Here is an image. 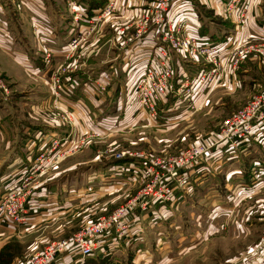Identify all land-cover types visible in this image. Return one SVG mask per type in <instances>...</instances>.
<instances>
[{
	"label": "rangeland",
	"instance_id": "obj_1",
	"mask_svg": "<svg viewBox=\"0 0 264 264\" xmlns=\"http://www.w3.org/2000/svg\"><path fill=\"white\" fill-rule=\"evenodd\" d=\"M60 1L50 0V6L54 15L67 20L62 30L55 33L52 29L51 45L45 40L48 45L43 44L33 33L24 36L25 44L35 49L31 52L38 74L23 72L24 87L16 88L14 80L1 71L5 65L0 61L3 85L0 117L7 118L4 122L10 127L7 129L4 124V139L30 140L37 145L39 142L40 147L30 149L33 155L42 150L48 155L54 153L53 157L64 153L57 163L37 174L36 183L40 190L54 185V191L60 193L59 199H69V196L72 203L67 212L40 223L23 236L4 240L1 237L0 264H29L46 248L61 242L70 241L74 247L73 237L92 224L106 222L120 208L126 211L123 220L130 224L119 231L116 240H132L129 238L134 236L137 239L134 235L137 229L142 230L144 239L128 242V247L120 250L121 254L110 256L109 264L114 261L120 264H241L243 259L263 251L264 191L233 196L228 203L230 193L226 189L235 182L224 183L220 169L213 170L215 165L210 169L216 177H210L207 183L203 181L202 186L195 185L191 171L196 166L205 167L204 158L195 160L192 167H176V158L182 152L194 147L197 141L202 144L213 137L232 111L242 109L254 97L264 94L262 90H249V93L248 84H244L245 90L240 94L226 95L195 107L190 102L192 83H183L176 90V73L172 68L174 76L162 95L164 100L161 98L156 105V122L150 116V109H141L145 81L140 78L130 83L118 66L128 40L141 39L149 28L166 33L152 23L154 9L126 19L123 15L126 3L120 0L101 1L95 16L89 14V2L83 9L78 0H70L67 5L66 2L59 4ZM77 11L83 12L85 18H78ZM146 15L149 20L145 23L143 16ZM66 25L71 29L62 33ZM235 48L243 55L236 64L235 57L229 56L232 73L239 71L246 58L264 63V42L237 43ZM198 57L208 69L192 82L200 83L204 77L205 81L200 84L208 85L215 76L208 79L209 60ZM5 62H9L6 57ZM98 66L102 67L100 74ZM111 66L114 67L111 69ZM222 70L224 66L220 63L217 76ZM180 97V106L186 100L190 104L183 109L177 125L175 122L165 130L167 124L178 118L168 110L176 107ZM7 109L13 112L12 117ZM47 129L53 137L47 135ZM52 139L58 143L55 149L49 147ZM13 145L10 151L18 148V144ZM29 146L23 147V155ZM116 166L120 177L123 173L132 174L133 166L141 168L137 169L140 175L126 185L130 178L112 177L111 169ZM92 187L97 192L79 202L76 197L85 195ZM146 189L150 190L149 195L144 194ZM166 189L168 193L162 195ZM221 207L224 210L214 211ZM117 225L120 224L111 229ZM70 248L54 259L68 253ZM97 254L96 251L94 255Z\"/></svg>",
	"mask_w": 264,
	"mask_h": 264
},
{
	"label": "crops",
	"instance_id": "obj_2",
	"mask_svg": "<svg viewBox=\"0 0 264 264\" xmlns=\"http://www.w3.org/2000/svg\"><path fill=\"white\" fill-rule=\"evenodd\" d=\"M78 1L83 9L85 8V3L87 4V2H90V0ZM101 1L103 0H91L94 4H100ZM112 1L115 2V0H109V2ZM120 1L126 3L127 9L123 13V15H126V19H134L141 12L145 13L155 9L157 3V0ZM228 1L229 0H171L168 11L163 14V20L166 23H171L173 26H176V30H179L178 28L183 25V28L178 34L180 41H188L189 38H191L201 45L211 44L216 46L218 53L214 55V57L224 66V71L222 70L221 74L218 76L216 75L208 85H201L197 80L194 82H192V80L196 79V76L203 74L204 71H207L208 65H203L204 63L189 48H178L176 52L171 51L168 63L176 73V90L183 83H192L190 102L195 107L203 105L207 101L218 100L226 95L240 94L245 90L243 88L245 86L244 84H248L246 91L249 93V90L257 92V89L258 91L262 90L261 93H264V63H260L252 58H246L245 61L241 63L237 73H232L229 64L230 52L237 43L264 42V0L243 1L244 5L246 3L247 12L244 23L240 25L236 21V13L228 15V13L225 12V5ZM61 2L62 4L66 2L67 5L70 0H61L59 4H61ZM50 4V0H0V61L5 65V67L1 68V71L5 73L6 77L14 80L16 88L24 87L26 81H24L23 78L26 77L24 74L26 71L30 72L32 75L38 74V68L35 66L36 64L34 61L35 56L31 52L32 50L35 51V49L25 44L24 36L33 33L39 37L40 41L44 42L43 44L48 45L50 43V37L52 36V29H54L55 33L56 31L62 30L63 22L67 20L63 19L61 15H54V11ZM99 7L101 6L93 10V16L98 13V10H100ZM64 11L66 12V9H64ZM126 24L127 22L125 21L124 27ZM54 26L55 28H53ZM68 26H65L64 32L62 33H67V31L71 29ZM161 33L162 31L160 32L158 28H149V32L143 35L141 39L136 41L126 40L127 44L123 51L124 55L121 53L122 57L120 56L121 58L118 60V66L121 68V74L123 73L122 75H125V79L130 81V83L137 82L149 69L159 67L158 52L165 48L160 41V37L162 36ZM5 57L9 62H5ZM1 62L0 65H2ZM114 66L116 67V63ZM114 66H111V69ZM101 69L102 67L99 69L98 74L101 73ZM210 69L212 70L211 65ZM210 69L208 72L211 71ZM239 76L242 77V80L239 79ZM113 80L116 83L117 80L115 77H113ZM111 93L112 90L108 94L111 95ZM184 96H187V94ZM181 98L182 97L178 98V101H176V107L168 110L169 113H175L178 118L171 123L169 122L170 124L165 123L167 124L165 130L168 129L169 125L175 124V122L177 125L182 119L181 115H183V109L187 107L186 105L190 104L188 100H186L185 105L180 106L181 102H178ZM162 100H164V98H162ZM130 111H132V109H130ZM7 112L11 117L13 116V112H10V109L9 111L7 109ZM234 112L236 111H232L229 116ZM6 119L5 117L2 119L0 117V194L7 185L18 183L28 176H31L33 180L31 183L34 185V188L28 200L31 211L27 221L23 225L15 226L0 220L1 240L9 238L10 236H23L25 232L34 229L40 223L46 222L57 214L67 212L72 203L70 200L72 198L69 196H67L69 199H59L60 193L58 194L54 191V185L52 184L43 187L41 190L37 187V175L34 174V169L37 167L35 160L39 153L33 155V152L30 150L37 144L30 140L11 142L9 139H4V134L6 133L5 125H7V129H10L8 124L4 122ZM45 132L50 137H53V135H50L52 134L50 133V129H47ZM45 132L43 131V133ZM13 144H18V148L14 151H10V149L14 147ZM29 144L32 145L29 146ZM198 144L197 141L194 145ZM24 146H29L25 151L27 153H25L26 155L22 153ZM37 146L40 147L39 142ZM204 159L207 162L205 167L199 168L196 166L191 171L192 173L194 172L193 177L196 179L195 185L202 186L203 181L207 183V181H210V177H216L215 172L212 173L210 169L215 165L213 170L217 171L216 169H220L218 172L222 174L221 178L223 177L224 183H229L231 181L235 182L233 187H227L226 189V191L230 193L228 203H230L231 197L233 196H245L248 194L257 195L263 193L264 125H254L248 140L244 144L239 145L238 148H233L226 143H221L216 148H212ZM205 171L206 174H204ZM203 174L204 176H202ZM120 175L121 174H118L117 178H119ZM124 176L125 174L120 178L131 179L127 181L126 185L133 183L137 179L131 177V174L128 175V177ZM94 188L95 187H92V189L88 188L85 195L81 194L76 198L79 199V202H84V197L91 196V194L97 192ZM80 192L81 191H79V193ZM187 192H190V190ZM206 194L208 195L209 193L206 192ZM217 210H224V208L221 207L214 211ZM143 222V224H147L146 221ZM151 223L149 225H151ZM137 230L138 232L134 234L137 235V239H135V236L129 238L132 240H113L108 237L104 238V241L101 242L100 246L97 248L98 258H102V256L106 255L116 256V254H121L120 250L122 248H125V246L126 248L128 247V242L137 243L143 241L144 237L142 236V230ZM77 260L78 256L74 249L70 248L68 253L53 259L50 264H78L79 262H77ZM112 264L120 263L114 261ZM241 264H264V250L251 255L247 259H243Z\"/></svg>",
	"mask_w": 264,
	"mask_h": 264
},
{
	"label": "built area",
	"instance_id": "obj_3",
	"mask_svg": "<svg viewBox=\"0 0 264 264\" xmlns=\"http://www.w3.org/2000/svg\"><path fill=\"white\" fill-rule=\"evenodd\" d=\"M243 1L244 0H229L225 5V12H227L228 15L236 13L237 20L240 24L244 23L247 12L246 3L244 5ZM170 3L171 0H157L155 5V17L152 18V23L157 25V27L162 30H165L166 33H161L162 36L160 37V41L165 48L158 52L159 67L149 69L141 78L145 81L142 85L143 99L141 101V109H150L152 112L150 116L156 122H158L156 105L159 104L158 101L162 98V95H164L165 90L174 76L172 67L168 63L171 51L176 52V49L178 48H190V50H192V52H194L197 56H205L209 60L208 63L213 66L208 75V79L219 73L218 67L220 66L219 60L214 57V55L218 53L216 46L211 44L201 45L198 44L196 40L191 38H189L188 41L183 40L181 44L178 34L183 28V25L178 28L179 30H176V26H173L171 23L164 22L163 24V14L168 11ZM77 8L79 9V7ZM77 12L78 18H85V14L83 12ZM143 19L145 20V23L149 20L147 15L143 16ZM230 53L231 57H235V62L233 61L234 64H236L243 55L241 50H237L235 47ZM204 81V77L199 80L200 83H203ZM1 90H3V85L0 80V93L3 94ZM254 125H264V94L254 97L252 101L247 103L242 109L232 113L228 118H226L221 123L219 131L213 137L203 141L202 144L200 143L201 145H195L188 151L182 152L176 158V167H192L195 160L206 157L212 148H216L221 143H226L230 147L238 148L239 145L244 144L248 140ZM161 126H164V124ZM57 145V140L52 139L49 147L50 149H55ZM53 154L48 155L47 151L43 150L39 152L35 160L37 164V167L34 169L35 175L44 173L46 167H50L52 164L57 163L64 153L59 152L54 157ZM138 166L130 168L133 172L131 177L137 178L140 175L137 169L141 168ZM117 171H119L118 166L113 167L110 172L112 177L115 179L118 175L116 174ZM124 174V177H128L126 173H123V175ZM32 181L31 176H28L23 178L18 183L7 185L5 187L0 194V220L15 226L23 225L27 221L31 211L27 199L29 195H31L34 186L31 183ZM165 193H168V189L163 191L162 195ZM144 194L149 195L150 190L146 189ZM125 214L126 211L124 208L117 209L106 222L100 221L97 224H92L84 231L73 237L72 242L75 245L74 247L70 241L67 243L61 242L56 245H52L51 247L46 248L39 256H36L33 260H31L29 264H50L58 253H62L70 246H72L78 256V264H82L86 258L94 255L101 242L104 241V238L108 237L113 240L119 239V231L123 228H128L130 224L129 221L123 220ZM116 224L120 225L111 229V227Z\"/></svg>",
	"mask_w": 264,
	"mask_h": 264
},
{
	"label": "trees",
	"instance_id": "obj_4",
	"mask_svg": "<svg viewBox=\"0 0 264 264\" xmlns=\"http://www.w3.org/2000/svg\"><path fill=\"white\" fill-rule=\"evenodd\" d=\"M98 6L99 4H94L90 0L89 2L90 13L89 14L93 15V10L95 8H98ZM109 260H110L109 255L102 256V258H98V255H93V256L86 258L82 264H109Z\"/></svg>",
	"mask_w": 264,
	"mask_h": 264
}]
</instances>
